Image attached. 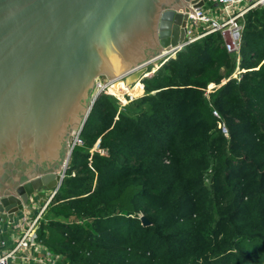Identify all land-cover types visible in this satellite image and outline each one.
I'll list each match as a JSON object with an SVG mask.
<instances>
[{
	"label": "trees",
	"instance_id": "1",
	"mask_svg": "<svg viewBox=\"0 0 264 264\" xmlns=\"http://www.w3.org/2000/svg\"><path fill=\"white\" fill-rule=\"evenodd\" d=\"M241 22L238 54L211 33L94 101L37 228L56 264H264V7Z\"/></svg>",
	"mask_w": 264,
	"mask_h": 264
},
{
	"label": "water",
	"instance_id": "2",
	"mask_svg": "<svg viewBox=\"0 0 264 264\" xmlns=\"http://www.w3.org/2000/svg\"><path fill=\"white\" fill-rule=\"evenodd\" d=\"M203 3L0 0V221L15 223L39 193L58 190L97 79L142 81L184 44L186 14Z\"/></svg>",
	"mask_w": 264,
	"mask_h": 264
},
{
	"label": "built area",
	"instance_id": "3",
	"mask_svg": "<svg viewBox=\"0 0 264 264\" xmlns=\"http://www.w3.org/2000/svg\"><path fill=\"white\" fill-rule=\"evenodd\" d=\"M197 1L199 2L202 0ZM207 3H211L209 8L205 7ZM257 7H264V0H204L202 6L193 7L192 10L186 14L187 25L184 44L182 46L165 50L164 55L160 59H162L163 62L184 45L211 33H219L223 42V46L228 53L238 54L241 45V34L243 29L240 19H242V17H244V15L249 10ZM236 63L237 65L234 72L231 74V77L239 80L240 74L244 71V69L240 68L238 65V57ZM153 71L154 70L151 72L147 71L144 78L149 77ZM118 79H121L123 82V78L107 80L104 83H101L97 80L94 85L92 99L96 98L97 95L102 93L112 95V92L107 91V89L117 83ZM226 80L227 79H223L222 82H225ZM137 84H140L141 86L142 83L140 81L134 85L136 86ZM134 85L130 86V88H132ZM215 86L217 87V85L214 83H210L206 87L204 93H208L209 90H214L216 88ZM125 96L128 97V99H126L124 96H122V99L117 97L121 104L133 99L130 94ZM211 112L212 115L218 120V127L221 133L227 137L228 130L220 114L214 108H211ZM73 140L75 144H82V141L79 139L78 132L74 133ZM99 151L101 153L106 152L105 150L101 149ZM53 194L54 193L51 192L49 197L46 198V200H44L41 204L37 202L38 196L32 199L31 203L33 210L35 208V212L31 215L24 213L18 219L14 225L18 231L16 240L10 249H0V264H13L16 262H20L22 264H56L59 261L61 258L60 255L52 253L47 248H45L39 240H37V228L39 221L41 220L43 211L45 210ZM1 244H3V242H0V246H2ZM39 252L40 256L34 255V253Z\"/></svg>",
	"mask_w": 264,
	"mask_h": 264
},
{
	"label": "crops",
	"instance_id": "4",
	"mask_svg": "<svg viewBox=\"0 0 264 264\" xmlns=\"http://www.w3.org/2000/svg\"><path fill=\"white\" fill-rule=\"evenodd\" d=\"M47 191V190H46ZM50 192V191H49ZM46 192L43 193H39L38 196V200L37 202L39 204L43 203L44 196H45ZM35 212V208L32 211L29 210H24L20 213L17 214L16 218H15V223L13 224H9L7 221H0V242H3V244H1L2 246H0L1 250H7L10 249L13 245V243L16 240V236L18 234L17 228L14 226L16 224V222L18 221V219L25 213L28 215H31ZM35 256H40V252L39 253H34ZM13 264H22L20 262H16Z\"/></svg>",
	"mask_w": 264,
	"mask_h": 264
},
{
	"label": "rangeland",
	"instance_id": "5",
	"mask_svg": "<svg viewBox=\"0 0 264 264\" xmlns=\"http://www.w3.org/2000/svg\"><path fill=\"white\" fill-rule=\"evenodd\" d=\"M210 4L211 3H207L206 5H205V7L206 8H209V6H210ZM242 19H244V17H242ZM240 22H241V19H240ZM242 23V25H243V22H241ZM160 63H162V59H159V60H156V61H154V62H152L151 64H149L148 65V72H151L152 70H154V68L157 66V65H160ZM98 81H100L101 83H104L105 81H107V80H110L108 77H106L105 75H103V76H100L98 79H97ZM118 82H120V83H123L122 82V80L121 79H118ZM135 87V85L132 87V88H134ZM216 87V86H215ZM217 88V87H216ZM107 91H109V92H112V91H110V88L109 89H107ZM213 90H209V92L208 93H204V96H205V98L207 99V100H209V98H210V93L212 92ZM93 92H94V88H93V90H92V92H91V97H92V94H93ZM130 94V93H129ZM128 94V92H125L123 95H122V93H120V94H118V93H114V92H112V95L114 96V97H119L120 99H122V96H124L125 98H126V96L125 95H129ZM143 94V89L141 88V90H140V92L139 93H136V94H130L132 97H133V99L134 98H137V97H139V96H141ZM128 102H126V103H124V104H127ZM124 104H120V107L121 106H123ZM75 132H77V131H75ZM73 136H74V134H73ZM67 141L68 140H66V142H65V146H67ZM97 146H98V143H96V145L94 146V149H97ZM50 191V192H49ZM46 192V194H45V196H44V199L46 200V198H48L49 197V195L51 194V190H45L43 193H45Z\"/></svg>",
	"mask_w": 264,
	"mask_h": 264
},
{
	"label": "bare ground",
	"instance_id": "6",
	"mask_svg": "<svg viewBox=\"0 0 264 264\" xmlns=\"http://www.w3.org/2000/svg\"><path fill=\"white\" fill-rule=\"evenodd\" d=\"M141 90L140 84H137L134 88L127 87L124 83L117 82L113 86L110 87V91L114 93H122L128 92L130 94H136L139 93Z\"/></svg>",
	"mask_w": 264,
	"mask_h": 264
}]
</instances>
